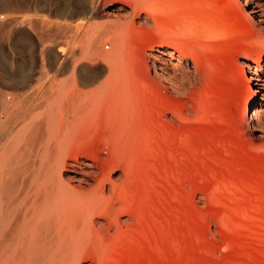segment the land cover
Returning <instances> with one entry per match:
<instances>
[{
	"label": "rangeland",
	"instance_id": "1",
	"mask_svg": "<svg viewBox=\"0 0 264 264\" xmlns=\"http://www.w3.org/2000/svg\"><path fill=\"white\" fill-rule=\"evenodd\" d=\"M162 2L121 47L103 30L108 19L89 16L91 0H0V116L10 119L8 107L13 116L10 135L0 130V158L8 146L32 142L25 178L33 189L60 146L69 159L100 157L131 225L113 246L114 264H264V115L262 124L250 119L255 82L244 65L252 57L264 66L256 32L264 25L237 0ZM176 42L199 59L192 95L166 80ZM193 67L188 58L182 72ZM23 73L24 88L12 83ZM84 73L103 76L83 87ZM88 92L110 97L93 110ZM50 128L60 139H50Z\"/></svg>",
	"mask_w": 264,
	"mask_h": 264
},
{
	"label": "bare ground",
	"instance_id": "2",
	"mask_svg": "<svg viewBox=\"0 0 264 264\" xmlns=\"http://www.w3.org/2000/svg\"><path fill=\"white\" fill-rule=\"evenodd\" d=\"M162 1L91 0L92 7L88 14L89 16H100L108 19V23L103 30L105 33L116 35L117 41L122 47L124 42H126L124 36L127 37L130 32L135 33L138 28L150 25L149 20L152 17L155 18L161 11ZM237 2L243 8L245 17L253 22L254 25H264V0H237ZM96 28H91V31H95ZM254 29L256 30L257 28L255 27ZM97 30L100 29L98 28ZM256 32L258 34L257 43L261 45L262 50L258 49L264 53V32L258 31V29ZM92 43L94 42L90 41V45ZM179 43L176 42L175 47H171L173 50L170 49L171 51H168L169 60H176L177 64L174 65L175 71L173 75L166 72V80L172 88L175 87L177 89L178 94L192 95L197 92L198 88L196 70L199 69V59L193 51L182 46L183 43L178 45ZM174 51H177V57ZM160 52L164 53V50ZM153 57L160 59V56L153 55ZM188 58L193 61L195 72L192 70H188V73L182 72L185 70V66L188 65ZM108 59L110 65L114 64L113 66L116 67L117 54L116 56L110 55ZM244 65L251 71L252 77L250 80L255 82V89H253L255 95L250 105V119L256 121L257 124H262L264 102L262 103L261 99H258L257 94H261L262 100L264 99V66L261 60L252 57H248ZM253 68L254 70H252ZM111 70H113V67ZM111 72L114 73L113 71ZM92 74L84 73L80 77L81 79L79 78V85L83 87L91 86L92 82L96 81V79L99 80L103 76V74H100L97 77L94 75V77ZM178 75H180V78ZM27 77V74L23 73L16 76L12 83L24 88L28 86ZM100 86L103 87L102 84ZM110 90L112 91L111 87ZM84 96V100L89 103L93 110L100 107L110 97V95L90 94L89 92L85 93ZM27 101L24 100L18 118L22 116L20 115L21 113H24V107L28 104ZM48 103L50 105V100ZM9 109L8 107L10 119H7L8 117L5 113L6 115L2 116L3 121L0 125V130L6 128L5 132L7 135L11 133V126H8V124L13 119L12 111L10 112ZM13 114L15 115L14 112ZM86 116H89L88 113ZM186 118L187 116L183 119L187 120L188 118ZM14 120L12 121L14 122ZM25 126L27 127V125ZM42 126H45L44 123ZM55 127L57 128V126ZM50 131V133L47 132L50 134V139H55L54 136L61 134L58 131V134L55 133L54 129ZM43 135L45 136V133ZM44 136L42 137L41 134L40 138H44ZM27 139L26 137L25 140ZM30 143L22 142L16 147L10 145L0 158V264H85L83 263L85 256L91 257V263L89 264H114L112 257L114 258L115 256L111 257L113 246L121 240L122 235L126 234L131 225L130 227L128 226L130 222L128 219H121L127 215H125L127 212L125 207L118 206L117 202L113 200L116 189L119 187V182L110 179L111 169L105 170L100 167V164L103 163L100 157L92 162L81 161L78 158L69 159L66 156L67 149L60 146L59 151L56 152L57 154H54L55 156L52 159L50 158V162H44L45 160L42 162L44 163L46 174L40 178L36 174L35 176L38 178V181L35 180L36 186L34 185L33 189H28L27 184L29 182L25 175L26 163L31 156L30 150L33 147L32 142ZM114 151L115 148H113ZM30 163L32 162L30 161ZM38 171L41 173L39 169ZM64 175H67V177L65 178ZM18 182L19 184L14 190L15 188L13 189L12 186L13 184L17 185ZM101 218L104 219V223L99 222Z\"/></svg>",
	"mask_w": 264,
	"mask_h": 264
},
{
	"label": "built area",
	"instance_id": "3",
	"mask_svg": "<svg viewBox=\"0 0 264 264\" xmlns=\"http://www.w3.org/2000/svg\"><path fill=\"white\" fill-rule=\"evenodd\" d=\"M2 121H3V117L0 116V125L2 124Z\"/></svg>",
	"mask_w": 264,
	"mask_h": 264
}]
</instances>
